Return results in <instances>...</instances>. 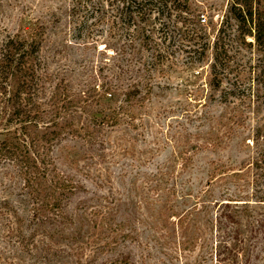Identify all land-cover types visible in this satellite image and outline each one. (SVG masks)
I'll return each mask as SVG.
<instances>
[{"label": "rangeland", "instance_id": "374dc122", "mask_svg": "<svg viewBox=\"0 0 264 264\" xmlns=\"http://www.w3.org/2000/svg\"><path fill=\"white\" fill-rule=\"evenodd\" d=\"M118 1L0 0V40L16 32L23 15L43 23V88L47 97L57 91L59 107L68 97L76 121L96 114L104 84L124 92L134 84L149 88L132 118L104 127L95 139L81 133L54 147L57 170L76 185L63 205L66 221L35 218L23 182L0 165V264H106L125 257L130 264H264V203L253 197L245 206L222 207L238 189L217 180L206 186L211 169L224 165L242 170L246 190L264 191V48L251 37L243 41L232 0H178V8L143 0L145 21L130 29ZM97 7L106 13L93 14ZM197 17L214 36L220 27L217 87L211 49L203 56L191 42ZM130 41L138 50L120 55ZM144 41L150 49L139 46ZM214 201L206 216L200 209L187 235L156 221L173 205L180 213ZM121 221L134 223L125 231L135 239L112 244L108 234Z\"/></svg>", "mask_w": 264, "mask_h": 264}, {"label": "trees", "instance_id": "16d2710c", "mask_svg": "<svg viewBox=\"0 0 264 264\" xmlns=\"http://www.w3.org/2000/svg\"><path fill=\"white\" fill-rule=\"evenodd\" d=\"M177 1H163V5L166 7L167 3H170L178 8ZM263 1L232 0L230 9L233 20L244 30L241 32L243 41L246 36L251 37L260 49L264 48V11L260 7ZM118 2L120 17L127 20L129 29L131 25H138L145 21L139 9L141 5H144L143 0H119ZM105 13L100 7L93 9V14L97 16ZM202 22L204 19L197 17L194 23L198 25H194L191 29V42L195 51L203 56H206L207 51L211 49L209 73L217 87L220 83L217 76V72H220V27L214 36L207 32L205 25H200ZM18 25L14 34H7L0 40V165L10 166L23 182V187L34 202L35 218H44L50 222L57 221V218L66 221L62 212L63 205L75 195L76 185L71 177L57 170L54 159L51 157L54 147L67 136L74 137L81 133H84L85 137L95 139L104 132V127H114L125 117L132 118L136 113L137 105L149 93V88H142L141 91L139 85L134 84L124 92L117 87L109 88L104 84V90L96 102V114H92L91 119H86V122L81 121V118L76 121V117L70 113L69 109L72 106L71 100L65 97L61 100L62 105L59 107L57 91L47 97L43 88L44 81L39 62V53L45 38L43 23L31 16L23 15ZM136 28L132 31H136L145 39L146 36L142 34L143 28ZM214 28L211 25V30ZM211 37L214 38L213 41ZM148 44L144 41L139 46L148 50L150 49ZM137 50L133 41H130L119 51V54L126 56ZM113 53L117 52L112 51ZM120 97L124 99L120 101L122 99ZM198 148L195 145L192 146L194 150ZM245 168L247 170L250 166ZM216 180L220 181V185L224 187L234 186L238 189V195L228 193L220 203L222 207L231 204L245 206L253 201V197L256 199L254 202L264 203V191L246 190L248 183L244 181L242 170L224 165L215 166L208 174L206 186L210 187ZM172 194L176 196L175 187ZM188 197L190 194H186L183 198L189 199ZM185 202L187 203L186 200ZM211 204L195 202L190 208L183 209L180 213L174 211L173 205L169 216H165L162 220L158 217L156 221L161 224L171 222L173 227H178L187 235L196 224L200 209H203L206 216L209 207L216 206L218 201ZM171 218H176V221L172 222ZM226 219L233 222L229 217ZM71 222V219L67 221V223ZM132 225L134 227V223L130 225L126 221L118 222L115 225L118 230L115 229L114 235L108 234L111 236L108 242L118 244L120 240L133 241L135 237L131 231L128 233L125 231V228ZM108 242L106 246H109ZM106 264H130V262L125 257Z\"/></svg>", "mask_w": 264, "mask_h": 264}]
</instances>
